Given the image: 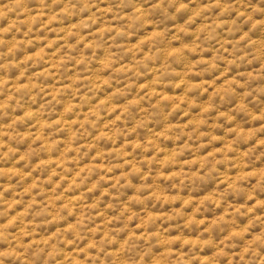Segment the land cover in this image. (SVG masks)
Instances as JSON below:
<instances>
[{"label": "clouds", "instance_id": "clouds-1", "mask_svg": "<svg viewBox=\"0 0 264 264\" xmlns=\"http://www.w3.org/2000/svg\"><path fill=\"white\" fill-rule=\"evenodd\" d=\"M0 264H264V0H0Z\"/></svg>", "mask_w": 264, "mask_h": 264}]
</instances>
